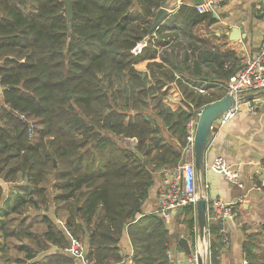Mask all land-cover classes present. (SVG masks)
<instances>
[{"label": "trees", "instance_id": "trees-1", "mask_svg": "<svg viewBox=\"0 0 264 264\" xmlns=\"http://www.w3.org/2000/svg\"><path fill=\"white\" fill-rule=\"evenodd\" d=\"M71 1L69 25L64 0H0V176L17 181L22 174L33 188L51 176L60 190L51 198L67 208L68 232L83 236L94 264H113L121 260L119 240L138 219L153 171L182 154L150 136L158 125L139 109L142 96L161 87L144 88L133 48L153 29L161 1L139 0L140 9L137 0ZM190 20L209 33L216 18L195 7ZM137 82L143 86L138 94ZM209 101L193 99L197 108ZM153 102L163 117L171 114L161 98ZM190 117L181 113L185 134ZM128 137L138 139L135 147L124 141ZM153 148L159 151L147 162ZM2 191L0 183V199ZM148 217L151 227L130 230L134 260L170 264L168 230L156 215ZM17 223L5 221V233ZM244 249L246 264H264V249L252 241ZM211 252L214 259L212 245Z\"/></svg>", "mask_w": 264, "mask_h": 264}, {"label": "crops", "instance_id": "crops-1", "mask_svg": "<svg viewBox=\"0 0 264 264\" xmlns=\"http://www.w3.org/2000/svg\"><path fill=\"white\" fill-rule=\"evenodd\" d=\"M160 1V7H165L167 14L156 28L138 42L141 43V50L137 53V70L145 84L144 88L152 85L161 88L142 96L146 103L139 104V109L150 115L152 123L158 125L157 131L150 136L162 137V143L174 144L181 149L182 154L178 161L153 171V183L138 219L124 228L119 240L121 260L113 264H137L130 230L151 227L152 220L148 217L151 214L160 218L168 230L167 254L170 264H192L190 257L193 250L196 246H203L196 206H185L168 214L160 212L159 192L163 187V169L175 171L191 157L195 160L194 149L189 146L187 134L182 132L180 126L181 113L188 115L191 112L192 116L198 105L193 99L197 97L210 100L198 110L223 98L227 81L247 58L257 52L264 37V0H225L216 10L219 18L210 25L209 33L200 28V23L193 24L190 20L191 10L196 7L194 0ZM137 9H140L139 0ZM234 27L239 28L244 36L231 39L229 33ZM151 61H156L159 66L152 67L148 64ZM230 69L235 73L230 77L222 75ZM142 88L137 82V94ZM158 97L171 112L169 116L163 117L160 114L161 107L153 105ZM253 103L258 108L256 113L242 106L234 119L212 129L203 168L200 170L196 167L201 180L208 184L205 238L209 241L211 260L215 264H246V241L254 242L259 248L264 246V189L253 187L264 181V93L257 96ZM137 143V138L127 142L128 145L133 144L132 147ZM158 151V148H153L144 155L145 160H152ZM138 156L142 157L141 152H138ZM217 156L224 157L232 168L240 172L244 187L229 181L211 167ZM24 193H28V197ZM34 193L2 191L0 264H84L83 258L74 256L68 250L75 237L67 230L68 210L63 202L60 203L55 197L45 198L44 195L38 204L24 202L30 198L37 201ZM213 201L231 205L234 214L231 221L215 215ZM24 203L28 204L26 211L21 209ZM16 206L20 210H14ZM19 215L22 217L19 218ZM14 220L18 221L17 226H10V231L5 233L3 223ZM222 227L227 230V240L221 231ZM49 230L54 233V237L46 236ZM181 238L188 240L192 248L190 254L181 246ZM83 244L87 255L85 239ZM211 245L216 252L214 259Z\"/></svg>", "mask_w": 264, "mask_h": 264}, {"label": "built area", "instance_id": "built-area-1", "mask_svg": "<svg viewBox=\"0 0 264 264\" xmlns=\"http://www.w3.org/2000/svg\"><path fill=\"white\" fill-rule=\"evenodd\" d=\"M225 0H204L196 5L198 12H215L218 6ZM141 50V43L133 48L135 53ZM264 90V37L261 38L259 48L256 53L247 58L243 65L238 69L236 74L226 83V95L229 94L234 99V104L223 111L214 121L213 128H219L234 119L240 108L245 106L248 111L256 113L257 106L253 100L259 96V91ZM203 92V90H200ZM201 110L194 113L187 122V139L189 146L193 148L192 143L195 137L196 127ZM211 167L221 172L229 181L236 183L240 187H244L241 174L237 169L232 168L227 160L222 156H217ZM256 189H264V181L254 184ZM208 184L204 183L197 173L195 160L191 157L175 171L163 169V187L159 192V210L163 214L170 211L183 208L185 206H193L195 208L197 200L200 196H204L209 200L207 194ZM215 206V215L220 218H232L234 216L231 205L224 204L219 201H213ZM221 231L227 240V230L222 227ZM203 246L195 248L190 257L192 264H198L199 256L202 257L203 264H215L211 260L209 241L202 239ZM68 250L77 257L83 258L84 264H94V261L87 257L83 241L80 238H73L72 243L68 246ZM247 262V261H246Z\"/></svg>", "mask_w": 264, "mask_h": 264}, {"label": "water", "instance_id": "water-1", "mask_svg": "<svg viewBox=\"0 0 264 264\" xmlns=\"http://www.w3.org/2000/svg\"><path fill=\"white\" fill-rule=\"evenodd\" d=\"M204 0H194L195 5L202 3ZM65 8L68 13L69 25H71V19L73 15V6L71 0H64ZM167 14V9L165 7H160L153 19V28H156L163 17ZM213 17L218 19V13L213 12ZM231 39H239L243 37L239 28L234 27L229 33ZM264 93L259 91V94ZM232 104H234V99L229 94L225 95L223 98L214 101L205 105L200 112L198 119L195 137L192 143L194 154H195V163L196 167L200 170L203 168L204 164V155L208 147L209 139L212 134V126L217 117L223 112L228 110ZM207 209L208 201L204 196H200L196 203L197 219L199 225L200 237L203 239L207 237ZM231 221L230 218H226ZM180 244L183 249L190 254L192 248L186 238L180 239ZM198 264H203L202 257L199 256Z\"/></svg>", "mask_w": 264, "mask_h": 264}, {"label": "rangeland", "instance_id": "rangeland-1", "mask_svg": "<svg viewBox=\"0 0 264 264\" xmlns=\"http://www.w3.org/2000/svg\"><path fill=\"white\" fill-rule=\"evenodd\" d=\"M127 87H130L132 86L131 83H126ZM131 89V88H130ZM133 100V98H132ZM135 109L134 108H130V111H134ZM189 120V119H188ZM187 120V122H188ZM136 139V137H128V138H125L124 141L126 142H133L134 140ZM134 144V143H133ZM132 144V145H133ZM132 145H129L130 147H132ZM52 177L48 176L46 180L42 181L41 184H39V186H35L33 188V185L27 181V179L22 175L20 174L17 181H13V180H4L2 176H0V183L4 186L3 188V191H34L35 190V193H34V197H36V199L39 201L41 200L42 196L44 194L47 195V198H51L53 197V195H55L56 193H58V191H60L59 189H57L55 186H54V182L52 181ZM41 189V190H39ZM25 197H28V193H24ZM28 208V204L24 203L23 206H21V209L22 211H26ZM22 215L20 216L19 215V218H21ZM13 226V224L11 225ZM20 237H23L20 235ZM75 238H80L84 241V238L82 235H74ZM1 240V238H0ZM259 249L263 250L264 249V246L260 247Z\"/></svg>", "mask_w": 264, "mask_h": 264}]
</instances>
